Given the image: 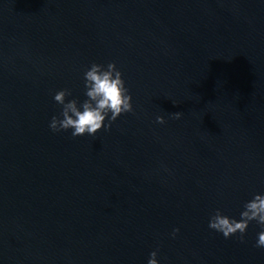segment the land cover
<instances>
[{"label": "water", "instance_id": "obj_1", "mask_svg": "<svg viewBox=\"0 0 264 264\" xmlns=\"http://www.w3.org/2000/svg\"><path fill=\"white\" fill-rule=\"evenodd\" d=\"M110 62L134 111L54 133V94ZM257 194L264 0H0V264H264L256 222L209 228Z\"/></svg>", "mask_w": 264, "mask_h": 264}, {"label": "clouds", "instance_id": "obj_2", "mask_svg": "<svg viewBox=\"0 0 264 264\" xmlns=\"http://www.w3.org/2000/svg\"><path fill=\"white\" fill-rule=\"evenodd\" d=\"M84 95L86 99L81 103L78 99L68 100L72 93L68 89L59 90L54 94V100L62 106L59 116H53L49 127L54 133L71 130L73 138L84 135L95 136L102 129L111 130L112 124L123 114L134 111L132 96L125 85L123 73L118 70L114 62L103 64L93 63L84 72ZM173 119H181L182 112L171 114ZM107 121V124H106ZM157 123H166L163 116L156 118ZM252 222H256L264 229V195H255L244 204L240 219L230 218L220 210L209 220V228L222 233L226 239L239 234V240L244 243V237ZM173 231V237L179 233ZM264 249V230L258 233L255 245ZM157 251L150 254L148 264H159Z\"/></svg>", "mask_w": 264, "mask_h": 264}]
</instances>
